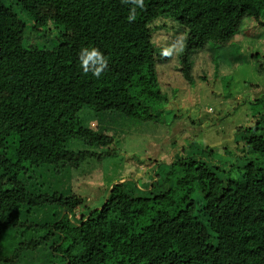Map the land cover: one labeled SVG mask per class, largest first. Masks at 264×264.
I'll list each match as a JSON object with an SVG mask.
<instances>
[{
    "label": "trees",
    "instance_id": "1",
    "mask_svg": "<svg viewBox=\"0 0 264 264\" xmlns=\"http://www.w3.org/2000/svg\"><path fill=\"white\" fill-rule=\"evenodd\" d=\"M39 1L0 0V62L15 59L0 94V236L33 232L8 254L0 251V264L43 244L45 264H163L187 240L194 250L180 264H264V95L244 101L250 113L233 128V143L189 142L154 163L142 188L129 179L113 183L101 207L48 190L43 180L116 154L109 148L114 136L82 122L85 108L162 122L170 101L157 70L169 59L159 43L166 21L185 33L178 70L195 84L193 52L234 44L245 18L264 25V0H41L61 30L51 48L24 42L28 27L43 37L47 17ZM18 31L21 41L9 44L5 38ZM93 49L105 61L99 76L97 65L89 61L85 72L81 63ZM77 139L87 147L73 150ZM180 183L190 207L160 212L145 239L138 237V209L165 200ZM223 243L226 257L219 256ZM207 257L217 259L203 263Z\"/></svg>",
    "mask_w": 264,
    "mask_h": 264
},
{
    "label": "rangeland",
    "instance_id": "2",
    "mask_svg": "<svg viewBox=\"0 0 264 264\" xmlns=\"http://www.w3.org/2000/svg\"><path fill=\"white\" fill-rule=\"evenodd\" d=\"M60 1L63 4L69 2ZM39 2L47 17V22L39 31L43 37L38 38L33 33L30 35L28 30L31 28L28 27L24 42L44 43L51 48V42L55 45L58 43L61 30L55 25L53 13L41 0ZM166 23L163 28L166 34L162 35L159 43L160 51L169 55V59L159 63L157 69L160 86L167 90L170 99L167 107L165 106L166 111L162 113L164 122H142L117 112L99 113L85 108L80 113L82 122L85 125L93 124V127L114 136L115 145L109 148L115 149L116 154L102 159L90 158L75 169L56 175L48 174L43 179L46 189L77 194L84 199L87 207H101L105 202L106 189L113 183L129 179L127 182L131 185L136 183L142 188L143 178L154 163L173 158L189 142L213 147L233 143V128L245 123L246 115L250 113V106L244 101L264 95V25L245 18L240 32L242 37L235 40L234 44L214 52L208 46L193 52L196 83L190 84L178 70L185 33L181 32L174 21L168 20ZM21 36L22 31H18L8 35L5 40L9 44H17L21 41ZM213 60L218 61L217 70ZM10 64H15V59L10 58L8 65L5 61L0 62V94L7 90L3 82L9 79L6 70ZM71 141L70 147L73 150L87 147L81 139ZM159 169L166 168L161 165ZM1 185L0 182V187ZM190 203L180 183L165 200L152 203L146 210L138 209L133 218V229L144 240V235L160 212L185 210L190 207ZM31 233V230H18L10 235L0 236V251L8 254ZM176 249V254L163 264H180V257L191 254L194 250L190 240ZM48 250L46 244H43L35 250L23 252L22 258L17 262L7 264H45L50 260ZM228 254V247L223 243L219 256L226 257ZM215 259L217 258L207 257L203 263H210Z\"/></svg>",
    "mask_w": 264,
    "mask_h": 264
},
{
    "label": "clouds",
    "instance_id": "3",
    "mask_svg": "<svg viewBox=\"0 0 264 264\" xmlns=\"http://www.w3.org/2000/svg\"><path fill=\"white\" fill-rule=\"evenodd\" d=\"M89 61H91L93 65H97L92 69V71H93V75L99 76L101 70L105 65V61L101 57L100 53L93 49L83 57L81 63L85 72L89 71Z\"/></svg>",
    "mask_w": 264,
    "mask_h": 264
}]
</instances>
